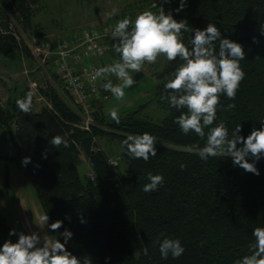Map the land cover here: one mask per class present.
I'll return each mask as SVG.
<instances>
[{
	"label": "trees",
	"instance_id": "1",
	"mask_svg": "<svg viewBox=\"0 0 264 264\" xmlns=\"http://www.w3.org/2000/svg\"><path fill=\"white\" fill-rule=\"evenodd\" d=\"M39 3L0 0V13L7 20L11 17L22 26L31 27ZM154 3L157 8L152 9ZM160 6L166 14L187 22L189 31L182 33L186 46L191 47L194 30L204 29L208 23L216 25L222 37L242 44L244 79L235 100L220 96L215 124L223 121L230 137L232 130L241 125L245 138L254 127H261L264 34L260 29L264 27V0H187L179 12L176 9L180 0H150L138 8V13L145 9L158 12ZM135 16L123 8L107 23L125 17L134 20ZM23 53L28 51H21L11 34L0 33V57L14 60ZM181 62L179 58L168 60L155 73L158 82L154 97L166 112L158 122L139 115L146 105L142 104L121 115L116 124L105 117L103 102L93 101V125L84 130L76 126L80 122L79 109L69 105L51 87L41 89L48 104L34 110L32 103L31 113L25 114L18 108L16 97L6 107L0 106V127L7 131L16 149L15 155L4 158L5 163L31 157L23 165L44 216L49 217L48 226L57 220L63 222L59 230L50 228L51 234L64 242L61 233L70 230L73 236L66 248L81 261L86 258L91 264H236L249 254L254 228L264 227V156L258 161L248 157L259 169V175L234 166L232 157L227 155L202 160L198 151L206 143L208 128L201 138L194 132L185 135L174 123L186 109H175L162 97L169 92L165 83ZM107 79L114 83L115 78ZM228 104H235V108L228 110ZM145 131L156 139L157 149V155L147 161L133 158L123 146L128 135ZM55 135H60L69 146L51 145ZM101 138L108 144L120 142L118 157L124 165L123 173L116 172L117 161L115 165L109 164L112 152L108 147H100ZM81 154L89 162L88 173L95 174L93 181L88 173L80 176ZM181 164L185 165L183 169ZM149 173L160 174L164 180L157 190L144 192ZM0 229L7 236L8 226L1 216ZM161 234L181 241L185 251L179 258L171 254L167 260L161 258L158 245L154 244L158 237L163 238ZM145 247L149 249L148 255H144Z\"/></svg>",
	"mask_w": 264,
	"mask_h": 264
},
{
	"label": "clouds",
	"instance_id": "2",
	"mask_svg": "<svg viewBox=\"0 0 264 264\" xmlns=\"http://www.w3.org/2000/svg\"><path fill=\"white\" fill-rule=\"evenodd\" d=\"M186 2L180 0L176 11H182ZM151 8L155 9L157 5L154 3ZM260 30L264 34V27ZM187 31V22L178 21L171 13L166 14L162 6L158 12L145 9L137 13L134 20L122 18L111 32V38L116 41L114 50L120 58L95 70L91 79L95 81L114 75L118 83L107 79L102 86L115 99L123 100L125 89L136 83L132 73L142 72L145 63L154 64L159 56H165L169 61L179 58L182 62L164 85L169 92L162 97L171 107L186 109L175 118L174 123L178 124L185 135L194 132L201 138L205 137V128H208L206 143L198 151L202 160L227 155L232 157L234 166L259 175V169L248 157L258 161L264 156V121L260 122L261 127H254L246 138L241 135V125L232 130L230 137L223 121L215 124L220 96L226 95L229 100H235L244 79L245 73L241 67V61L245 59L244 48L242 44L222 37L221 31L212 23H208L204 29L194 30L191 47L183 42L182 33ZM94 35L99 38V33ZM253 39L256 41L255 37ZM32 99L33 92L28 91L24 98L17 99L16 104L23 113H31ZM233 108L235 104L227 105L228 110ZM109 115L116 124L120 123L115 108ZM155 141L145 131L143 134L128 135L123 146H126L128 154L133 158L147 161L150 156L157 155ZM50 143L55 147L69 146L60 135H55ZM30 161L31 157H24L22 164L27 165ZM184 167L181 164V169ZM148 180L149 183L143 187L144 192L157 190L164 178L160 174L149 173ZM41 219L47 224L49 217L46 215ZM62 223L60 220L55 221L50 225L51 230H59ZM11 235H16L15 229L10 232ZM61 235L64 242L47 234L41 237L39 233L20 232L17 242L13 243L9 239L0 247V264H91L86 258L81 261L66 248V243L73 236L70 230L65 229ZM161 236L163 238L158 237L154 244L158 245L162 259L167 260L170 254L173 258H179L184 253L185 249L178 238ZM252 236L254 240L249 244V254L240 258L236 264H264V227H255ZM143 252L148 255L149 249L145 247Z\"/></svg>",
	"mask_w": 264,
	"mask_h": 264
},
{
	"label": "rangeland",
	"instance_id": "3",
	"mask_svg": "<svg viewBox=\"0 0 264 264\" xmlns=\"http://www.w3.org/2000/svg\"><path fill=\"white\" fill-rule=\"evenodd\" d=\"M31 27H24L14 18L5 17L0 21V33H3L6 22L14 24L16 33L23 48L26 41L41 42L43 40L59 39L67 35L71 36L85 28L101 26L107 23L114 15L123 8L129 9L133 13H138V8L150 0H39ZM158 1V0H154ZM7 20V21H6ZM7 34V33H3ZM22 51V49H21ZM53 58V57H51ZM54 59V58H53ZM50 59L43 67L31 55L24 54L17 59L10 60L0 57V106L5 105L11 98L20 96L28 91L33 92V108L38 110L41 106L47 105V99L41 92L46 87L60 91V84L52 73L54 60ZM165 56H159L154 64L145 63L143 71L132 73L136 83L131 88L125 89L123 100L115 99L112 94L110 98L103 102L104 114L107 120H112L109 112L115 108L119 116L132 112L142 104H146L140 111L141 117H148L153 121H161L165 116V110L160 108L154 97V86L158 82L155 73L161 70L167 63ZM96 60H89L94 63ZM50 63V64H49ZM27 71V73L25 72ZM51 77V81L49 76ZM115 78V79H114ZM114 83H118L113 76ZM30 81L35 82L39 92L34 95ZM15 132V126L12 125ZM100 147L112 152V158L117 161L115 170L118 174L123 173L124 165L118 157L121 144L117 140L107 143L105 138L100 139ZM16 154V149L7 131L0 127V216L8 226L7 236L0 229V247L8 241L13 243L19 239V233L25 234L39 233L41 237L45 234L52 236L48 223L41 218L44 216L39 201L36 198L34 185L26 174L22 161L5 163L4 158ZM81 164L78 167L80 176L83 178L90 170L87 158L81 154ZM15 229L16 235L10 232Z\"/></svg>",
	"mask_w": 264,
	"mask_h": 264
},
{
	"label": "built area",
	"instance_id": "4",
	"mask_svg": "<svg viewBox=\"0 0 264 264\" xmlns=\"http://www.w3.org/2000/svg\"><path fill=\"white\" fill-rule=\"evenodd\" d=\"M116 23L88 27L59 39L41 42L26 41L25 46L21 48L26 49L42 67L54 58L52 73L55 74L61 86L58 93L69 105L79 109L80 122L76 126L84 130H89L93 125L91 103L105 102L110 98L111 93L102 86L106 79L98 78L93 81L91 77L98 68L108 66L120 58L114 50L116 41L111 38V32ZM3 33L11 34L21 47L22 42L14 32V24L11 21H7ZM95 33H99L98 39ZM89 60H96V62L88 63ZM48 77L51 81L50 75ZM30 85L36 95L39 90L35 82L30 81ZM109 164L115 165L116 161L109 159ZM88 177L90 181L95 180V174L92 171L88 173Z\"/></svg>",
	"mask_w": 264,
	"mask_h": 264
}]
</instances>
